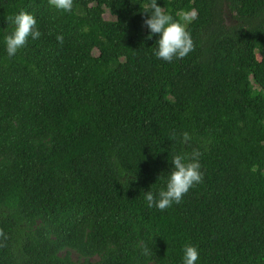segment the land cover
<instances>
[{
	"label": "trees",
	"instance_id": "obj_1",
	"mask_svg": "<svg viewBox=\"0 0 264 264\" xmlns=\"http://www.w3.org/2000/svg\"><path fill=\"white\" fill-rule=\"evenodd\" d=\"M149 3L0 0V264H264V0H157L194 45L172 62ZM20 11L41 36L9 58ZM193 150L202 182L149 208Z\"/></svg>",
	"mask_w": 264,
	"mask_h": 264
},
{
	"label": "clouds",
	"instance_id": "obj_2",
	"mask_svg": "<svg viewBox=\"0 0 264 264\" xmlns=\"http://www.w3.org/2000/svg\"><path fill=\"white\" fill-rule=\"evenodd\" d=\"M49 6L57 11L71 12L73 0H48ZM148 8L151 11L150 17L144 20V26L149 29L150 35L147 39H152V35H159L156 42L157 48L155 56L166 62L173 59H183L194 48L191 34L186 27L174 21L172 16L167 14L163 8L157 5V0H150ZM148 13V12H146ZM9 21L14 25L12 32L5 37L6 52L9 58L14 57L23 48L28 38L39 39L41 32L36 28L37 21L28 12L20 11L14 17H9ZM56 40L63 44V36L58 35ZM175 139V136L172 137ZM191 137L187 132L182 134V141L187 143ZM201 153L193 150L190 154L175 155L172 157V169L168 174L166 187L158 194L148 191L144 198L149 208L155 207L164 211L171 207L173 203L179 204L184 195L195 185L203 180L199 158ZM199 259V252L195 246L185 245L183 249V264H195Z\"/></svg>",
	"mask_w": 264,
	"mask_h": 264
},
{
	"label": "rangeland",
	"instance_id": "obj_3",
	"mask_svg": "<svg viewBox=\"0 0 264 264\" xmlns=\"http://www.w3.org/2000/svg\"><path fill=\"white\" fill-rule=\"evenodd\" d=\"M109 17V15H106V18H108Z\"/></svg>",
	"mask_w": 264,
	"mask_h": 264
}]
</instances>
